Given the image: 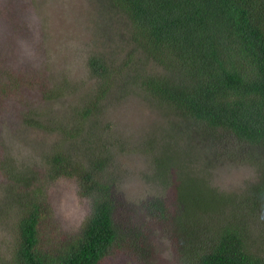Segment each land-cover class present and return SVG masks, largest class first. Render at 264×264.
Segmentation results:
<instances>
[{"label":"trees","instance_id":"obj_1","mask_svg":"<svg viewBox=\"0 0 264 264\" xmlns=\"http://www.w3.org/2000/svg\"><path fill=\"white\" fill-rule=\"evenodd\" d=\"M113 3L136 22L143 47L155 67H162L157 69L161 73L140 77L149 99L197 128L210 143L231 135L253 152L262 151V157L264 0ZM88 65L98 79L92 100L79 122L64 127L77 138L82 154L72 156L52 145L42 155L47 157V182L75 179L89 213L78 230L54 237L43 228L50 205L39 171L15 161L21 170L15 166V172L6 173L12 185L3 190L17 215L16 247L8 264H102L119 253L157 264L149 256L155 252L150 236L158 225L175 240L177 264H264V175L249 187H255L254 198L249 191L239 198L228 195L190 177L182 167L187 150L176 144L174 152L156 159L148 174L149 183L168 190L152 196L141 214L135 202L120 198L122 181L112 142L104 134L109 124L96 120L83 130V120L106 97L114 78L100 57L90 56ZM174 171L180 172L177 185L169 181ZM184 183L187 193L179 188Z\"/></svg>","mask_w":264,"mask_h":264},{"label":"rangeland","instance_id":"obj_2","mask_svg":"<svg viewBox=\"0 0 264 264\" xmlns=\"http://www.w3.org/2000/svg\"><path fill=\"white\" fill-rule=\"evenodd\" d=\"M114 1L0 0V263H11L16 247L15 205L3 191L12 185L6 173L16 171L15 161L39 171L50 205L43 228L54 237L62 239L78 230L89 213L75 179L47 182V157L42 153L55 145L72 156L82 154L77 138L64 127L79 122L83 107L92 100L98 79L89 69L90 56L103 59L114 80L103 101L83 120V130L96 120L109 124L104 134L112 142L122 181L120 198L135 202L138 214L152 196L168 190L149 183L148 174L156 159L174 152L176 144L187 150L182 167L188 175L218 191L238 198L248 191L252 195L255 187H249L263 179L264 155L258 158L262 151L253 152L231 135L222 134L210 143L197 128L149 99L140 88V77L161 73L157 69L162 67H155L136 33V22ZM172 175L169 181L177 185L180 172ZM186 185L179 187L182 192L187 193ZM150 237L155 245L152 262L177 264L175 240L159 225ZM102 264L146 262L119 253Z\"/></svg>","mask_w":264,"mask_h":264}]
</instances>
